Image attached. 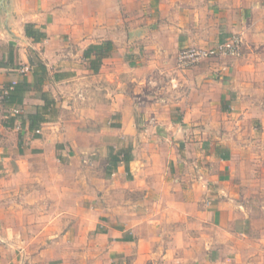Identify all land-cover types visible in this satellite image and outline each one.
I'll return each instance as SVG.
<instances>
[{
    "label": "crops",
    "instance_id": "1",
    "mask_svg": "<svg viewBox=\"0 0 264 264\" xmlns=\"http://www.w3.org/2000/svg\"><path fill=\"white\" fill-rule=\"evenodd\" d=\"M107 2L0 0V264H229L221 119L264 116V0H149L175 53L242 36L185 71L127 56Z\"/></svg>",
    "mask_w": 264,
    "mask_h": 264
},
{
    "label": "rangeland",
    "instance_id": "2",
    "mask_svg": "<svg viewBox=\"0 0 264 264\" xmlns=\"http://www.w3.org/2000/svg\"><path fill=\"white\" fill-rule=\"evenodd\" d=\"M94 14L95 17H107L111 20L110 25L120 29L116 40L120 47L126 49L127 56L135 55L136 49L140 50L142 61L148 62L146 58H149L161 68L175 66L177 51H172V42H158L163 47L159 52L154 48L157 46L154 32L163 29L161 24L164 22L160 18L161 12L149 0H140V4L133 0L99 4L95 6ZM253 104L262 109L264 98L259 97ZM256 115H259L257 119L249 117L239 126L232 127L228 125V119H221V135L237 145L229 152H232L230 156L234 162L229 185L230 199L236 206L234 226L223 232L222 238V246L228 247L234 256L229 264H264V116L262 113ZM92 176H103L100 166L94 168Z\"/></svg>",
    "mask_w": 264,
    "mask_h": 264
},
{
    "label": "built area",
    "instance_id": "3",
    "mask_svg": "<svg viewBox=\"0 0 264 264\" xmlns=\"http://www.w3.org/2000/svg\"><path fill=\"white\" fill-rule=\"evenodd\" d=\"M243 49V39L239 34L219 42L211 47H183L176 55L175 67L178 71L189 70L199 63L215 59L219 57H239ZM28 72V68H24L22 73ZM172 89L176 90L178 83L175 79H169Z\"/></svg>",
    "mask_w": 264,
    "mask_h": 264
},
{
    "label": "trees",
    "instance_id": "4",
    "mask_svg": "<svg viewBox=\"0 0 264 264\" xmlns=\"http://www.w3.org/2000/svg\"><path fill=\"white\" fill-rule=\"evenodd\" d=\"M25 34L27 37L32 38L33 40H37L41 36L40 33L37 30H35L32 25L26 26ZM110 50H111V43H108L104 52L108 53ZM37 69L40 73V78H39V82H40L41 76L45 73L46 70H45L44 65L41 64L40 62L37 63ZM38 71H36V70L33 71V74H36V72H38ZM19 93L20 92L18 91V88H17V90H15L14 95L11 94L10 97L8 98L9 102H12V100L15 99V97H18ZM30 119H31L32 124H34L38 120L36 116H31Z\"/></svg>",
    "mask_w": 264,
    "mask_h": 264
}]
</instances>
